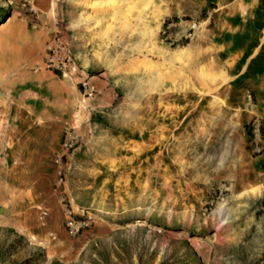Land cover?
I'll use <instances>...</instances> for the list:
<instances>
[{"label": "rangeland", "instance_id": "1", "mask_svg": "<svg viewBox=\"0 0 264 264\" xmlns=\"http://www.w3.org/2000/svg\"><path fill=\"white\" fill-rule=\"evenodd\" d=\"M0 123V264H264V0H0Z\"/></svg>", "mask_w": 264, "mask_h": 264}, {"label": "bare ground", "instance_id": "2", "mask_svg": "<svg viewBox=\"0 0 264 264\" xmlns=\"http://www.w3.org/2000/svg\"><path fill=\"white\" fill-rule=\"evenodd\" d=\"M13 60H16V57H14ZM49 90H50L49 92L51 93L52 97L53 98L56 97V95H57L56 88L51 85L49 87ZM4 108H5L4 111L6 113L12 112V108H9L8 105L4 106ZM0 128H1V123H0ZM44 131H45V126H43V124L37 122V123H35V126L29 127L27 130L22 132L19 135V138H20V136L23 137V136H26V135L30 134L33 137L37 136L36 139H35V140H37V142L42 141V140H48L49 132L45 133ZM10 154H11L10 157L12 159L24 158L25 156H27V154L25 153V150L23 148L19 147L18 144L14 145L12 147ZM20 175H22L21 171H20ZM7 176L8 175L6 174V167L5 166L0 167V179H5Z\"/></svg>", "mask_w": 264, "mask_h": 264}, {"label": "trees", "instance_id": "3", "mask_svg": "<svg viewBox=\"0 0 264 264\" xmlns=\"http://www.w3.org/2000/svg\"><path fill=\"white\" fill-rule=\"evenodd\" d=\"M33 261H34V257H31V258H27V259L23 260L19 264H33Z\"/></svg>", "mask_w": 264, "mask_h": 264}]
</instances>
